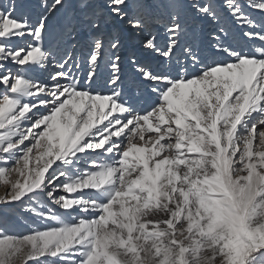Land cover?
<instances>
[{"label": "snow or ice", "instance_id": "obj_1", "mask_svg": "<svg viewBox=\"0 0 264 264\" xmlns=\"http://www.w3.org/2000/svg\"><path fill=\"white\" fill-rule=\"evenodd\" d=\"M0 264H264V0H0Z\"/></svg>", "mask_w": 264, "mask_h": 264}, {"label": "bare ground", "instance_id": "obj_2", "mask_svg": "<svg viewBox=\"0 0 264 264\" xmlns=\"http://www.w3.org/2000/svg\"><path fill=\"white\" fill-rule=\"evenodd\" d=\"M129 43H131V42H129Z\"/></svg>", "mask_w": 264, "mask_h": 264}]
</instances>
